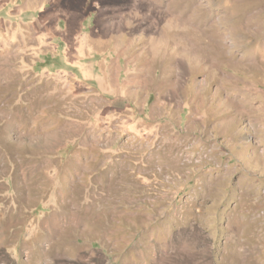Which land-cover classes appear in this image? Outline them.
I'll return each mask as SVG.
<instances>
[{
  "label": "rangeland",
  "instance_id": "rangeland-1",
  "mask_svg": "<svg viewBox=\"0 0 264 264\" xmlns=\"http://www.w3.org/2000/svg\"><path fill=\"white\" fill-rule=\"evenodd\" d=\"M0 264H264V0H0Z\"/></svg>",
  "mask_w": 264,
  "mask_h": 264
}]
</instances>
